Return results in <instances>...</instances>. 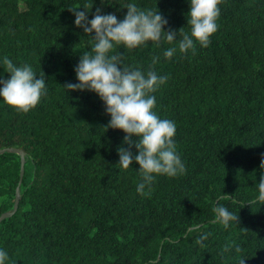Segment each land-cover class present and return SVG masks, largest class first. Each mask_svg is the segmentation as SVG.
Wrapping results in <instances>:
<instances>
[{
	"label": "trees",
	"instance_id": "trees-1",
	"mask_svg": "<svg viewBox=\"0 0 264 264\" xmlns=\"http://www.w3.org/2000/svg\"><path fill=\"white\" fill-rule=\"evenodd\" d=\"M133 2L157 7L177 40L114 52L168 77L154 110L175 121L186 171L158 175L138 193V163L118 165L126 134L104 129L110 117L94 92L63 87L77 82L74 67L90 48L71 8L89 20L97 8L119 20L124 0H0V58L43 71L47 86L27 113L0 101V150L25 154L17 211L0 223L7 264H238L242 256L264 264V205L235 203L255 197L264 158V0H220L211 42L187 53L178 50L179 30L190 33L187 0ZM168 47H177L170 59ZM5 71L0 65L7 79ZM19 181L20 157L5 152L0 215L11 212ZM221 195L238 214L228 228L212 211Z\"/></svg>",
	"mask_w": 264,
	"mask_h": 264
},
{
	"label": "clouds",
	"instance_id": "clouds-1",
	"mask_svg": "<svg viewBox=\"0 0 264 264\" xmlns=\"http://www.w3.org/2000/svg\"><path fill=\"white\" fill-rule=\"evenodd\" d=\"M189 11L186 13L187 26L190 33L181 28L178 40L180 53H187L198 43L207 47L211 36L218 30L217 19L221 10L220 0H187ZM121 5V4H120ZM83 7V6H82ZM127 12L123 19L113 13H102L97 8L94 16L89 20L85 11H74V24L88 34L90 48L84 51L79 62L74 67L77 82L63 85L66 92L91 91L103 102L104 111L109 115L104 129H119L126 135L124 144L119 146L118 165L121 169H128L133 161L138 163L136 169L141 177L136 186L138 193L151 189L153 181L158 175L175 177L186 171V166L178 154L174 139L177 125L174 120L161 118L154 110L156 96L154 93L164 84L168 77L159 75L149 68L132 67L124 62L121 52L114 49L134 50L161 40L176 41L177 32L165 30L167 19L156 7L155 9H141L133 0H124L121 5ZM84 9L88 10L86 7ZM92 8V6H91ZM177 47H168L163 55L172 58ZM159 57L153 58V63ZM0 65L6 67L10 76L4 79L0 76V101L13 107L18 112L27 113L40 103L47 94L45 74L40 75L33 70L32 65L24 63L17 65L8 56L0 58ZM135 137V139L133 138ZM135 147V154L132 152ZM264 156V154H262ZM260 180L256 184L257 192L254 198L247 202L235 201L241 207L245 203L250 205H264V158L260 164ZM228 195L216 198L213 206L215 221L228 228L233 222L237 224L238 214L231 210L221 200L228 199ZM204 234L196 242L199 244L206 239ZM228 246H225V250ZM245 257H241L238 264H245ZM9 253L0 247V264H7Z\"/></svg>",
	"mask_w": 264,
	"mask_h": 264
},
{
	"label": "water",
	"instance_id": "water-1",
	"mask_svg": "<svg viewBox=\"0 0 264 264\" xmlns=\"http://www.w3.org/2000/svg\"><path fill=\"white\" fill-rule=\"evenodd\" d=\"M5 152H13L20 157V181H19L18 187L16 188L15 201H14L13 208H12L11 212L4 213V214L0 215V223L2 221L6 220L7 218L11 217L12 215H14L15 212L17 211L18 203H19V186L21 185V182H22L24 158H25L24 152L21 150H18V149H12V150L2 149V150H0V155L4 154Z\"/></svg>",
	"mask_w": 264,
	"mask_h": 264
}]
</instances>
